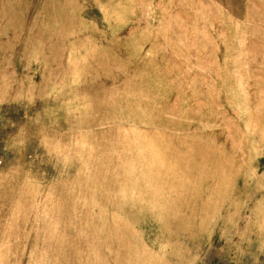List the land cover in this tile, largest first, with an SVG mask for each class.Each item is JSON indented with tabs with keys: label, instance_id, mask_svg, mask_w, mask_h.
<instances>
[{
	"label": "rangeland",
	"instance_id": "rangeland-1",
	"mask_svg": "<svg viewBox=\"0 0 264 264\" xmlns=\"http://www.w3.org/2000/svg\"><path fill=\"white\" fill-rule=\"evenodd\" d=\"M0 264H264V0H0Z\"/></svg>",
	"mask_w": 264,
	"mask_h": 264
}]
</instances>
